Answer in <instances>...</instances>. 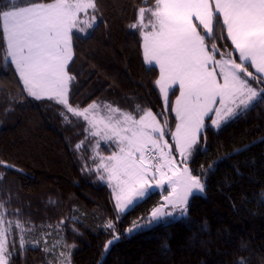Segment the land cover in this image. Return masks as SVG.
<instances>
[{
	"label": "trees",
	"instance_id": "trees-1",
	"mask_svg": "<svg viewBox=\"0 0 264 264\" xmlns=\"http://www.w3.org/2000/svg\"><path fill=\"white\" fill-rule=\"evenodd\" d=\"M97 4L94 28L85 35L74 31L75 56L68 68L75 76L70 103L85 107L93 100L107 102L136 117L141 114L135 113L139 105L167 120L173 131L177 121L171 106L178 88L171 92L166 110L154 84L159 68L149 70L140 34L129 27L136 21L137 9L150 5L143 0H97ZM207 43H214L222 53L232 48L226 38ZM5 46L0 35V58ZM59 107L27 96L14 65L0 59V160L15 166L0 167L5 173L0 179V199L10 211L20 210L9 219L30 221L25 227L35 225L25 239L41 240L35 247L28 243L22 252L17 248L12 264H57L59 252L66 251L63 246L50 253L43 249L61 237L75 245L71 264H236L238 259L264 264V103L243 111L220 129L208 121L189 164L194 175L200 174L201 165L206 168L217 161V166L207 175L205 193L191 198L187 219L161 221L131 234L125 230L133 221L146 222L165 193L151 192L117 219L113 190L99 179L98 160L93 163L89 158L96 138L77 152L74 145L84 140L86 124L73 119L75 126L66 125ZM100 150L111 153L113 146L100 141ZM86 165L93 170H84ZM73 217L78 218L76 222ZM61 219L66 224L58 232L55 225ZM108 221L115 223L120 238L105 251L113 235L104 227ZM205 224L207 230L202 231ZM44 233H50L47 244Z\"/></svg>",
	"mask_w": 264,
	"mask_h": 264
},
{
	"label": "snow or ice",
	"instance_id": "snow-or-ice-1",
	"mask_svg": "<svg viewBox=\"0 0 264 264\" xmlns=\"http://www.w3.org/2000/svg\"><path fill=\"white\" fill-rule=\"evenodd\" d=\"M143 3L150 6L139 7L136 21L129 27L140 34L143 61L149 70L159 68L154 84L162 94L166 110L169 92L174 91V86L179 89L171 106L177 121L175 131L168 129L167 120L161 125L151 109H141L139 105L135 107V113H141L137 119L133 112L107 102L93 100L85 107L70 103V87L75 81L68 70L75 56L73 30L86 33L94 28L98 19L95 13L99 11L97 0H0V35L6 45L0 59L14 65L27 96L62 106L60 116L66 125L75 126L73 119L86 124L85 138L74 149L79 152L86 141L96 138L91 145L94 155L89 158L93 163L99 160L97 172L106 173V177L101 174L99 179L107 178L113 190L117 219L153 187H170L146 222L133 221L125 230L129 234L161 221L187 219L190 198L205 193L207 175L214 172L217 161L206 168L201 165L199 175H194L188 166L200 144L205 118L219 129L243 111L264 103V0H143ZM90 10L93 14L89 19L81 20V15H88ZM216 38L230 40L231 51L222 53L214 43H207ZM234 53L238 55L234 57ZM249 67L254 71H249ZM217 104L220 106L216 107ZM213 112L215 119L209 116ZM166 133L174 145L164 139ZM101 140L115 142L118 151L101 156L98 151ZM173 151L181 157L179 163ZM234 151L238 153L240 149ZM0 167L15 166L0 160ZM84 170L93 169L86 165ZM4 175L0 172V179ZM151 179H156L155 185ZM19 213V209L10 211L6 201L0 199V264H12L17 248L22 252L28 243L35 247L41 242L25 239V233L35 227H25L30 221L8 218ZM77 219L72 218L73 222ZM65 224L66 220L61 219L55 228L59 232ZM104 227L113 231L112 239L104 245L107 251L120 236L115 232L114 222L108 221ZM201 230L206 231L207 225ZM72 231L78 229L73 227ZM48 235L43 234L45 244ZM57 245L66 250L59 252L57 264L60 261L71 264V249L75 245L67 244L63 237L43 251L50 253ZM236 264L249 261L238 259Z\"/></svg>",
	"mask_w": 264,
	"mask_h": 264
},
{
	"label": "rangeland",
	"instance_id": "rangeland-1",
	"mask_svg": "<svg viewBox=\"0 0 264 264\" xmlns=\"http://www.w3.org/2000/svg\"><path fill=\"white\" fill-rule=\"evenodd\" d=\"M90 11H91V10H90ZM90 11H89V14H88V15H83V14H82V15H81V20H88V19H89V16L91 15V14H90ZM82 26H83V25H82ZM90 30H91V29H89L86 33H81V34H84V35H85V34H87ZM73 31H76V30H73ZM219 58H220V57L217 56V59H219ZM237 62H239V61H237ZM157 67H158V66H157ZM253 86L256 87V85H253ZM175 88H178V87L174 86V89H175ZM171 92H172V91L169 92V102H170ZM177 95H179V89H178V94H177ZM164 105H165V104H164ZM219 106H220L219 104L216 105V107H219ZM168 108H169V103H168V106H167V110H168ZM59 109H60L61 111H63L62 106H60ZM151 111H152V110H151ZM152 112H153V111H152ZM102 114H103V113H102ZM209 116H210L212 119H215V113H214V112H213V113H209ZM156 117H157V116H156ZM136 118L138 119L139 116L136 117ZM157 120L160 121L161 125L164 124V122L161 121L159 118H157ZM208 121L210 122V125L212 126V124H211V119L205 118V124H206V126H207ZM223 125H224V124H223ZM223 125H222V126H223ZM222 126H221V127H222ZM167 127H168V126H167ZM212 127H214V126H212ZM221 127H220V128H221ZM205 128H206V127H205ZM214 128H215V127H214ZM220 128H219V129H220ZM215 129H216V128H215ZM173 131H175V128H174ZM203 131H204V130H203ZM164 139L168 140L169 144L174 145V141H173V140H169L168 137L166 136V134H165ZM171 139H172V138H171ZM101 141L104 142V143H110L111 146H113V151H112L111 153H105V152L101 151V150H100V147H99L98 151H99V153H100L101 156H105V157H107V156H110L113 152L118 151V148H117L115 142H112V141L105 142V141H103V140H101ZM173 156L175 157V159H176L177 162L179 163V161L181 160V157L179 156V154H178L177 152L173 151ZM190 159H191V158H190ZM190 159H189V161H188V166H189V167H190V164H189ZM98 163H99V160H98ZM180 166L182 167L183 165H180ZM95 168H96V167H95ZM101 174L105 175V177H106V173H103L102 170H101ZM150 175H151V174H150ZM156 179H159V175H158V174H157ZM156 179H151L150 182H151L153 185H155V184H156ZM104 181H106V182L108 183L107 178H105ZM108 184H109V183H108ZM170 190H171L170 187H168L167 185H164V186H162V187H153V188L150 190V192H149L144 198L138 200L137 203L140 202V201H142L143 199H145V198H146L151 192H155V191L164 192V193H165L164 196H166ZM197 195H198V194H197ZM191 198H192V197H191ZM191 198H190V200H191ZM189 202H190V201H189ZM109 247H110V246H109Z\"/></svg>",
	"mask_w": 264,
	"mask_h": 264
}]
</instances>
